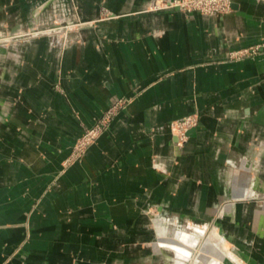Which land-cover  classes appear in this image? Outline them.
<instances>
[{"label":"crops","instance_id":"1","mask_svg":"<svg viewBox=\"0 0 264 264\" xmlns=\"http://www.w3.org/2000/svg\"><path fill=\"white\" fill-rule=\"evenodd\" d=\"M150 1L0 0V35L40 31L0 45V264H264V52L226 59L264 42V0L221 16ZM191 231L190 257L159 241Z\"/></svg>","mask_w":264,"mask_h":264},{"label":"rangeland","instance_id":"2","mask_svg":"<svg viewBox=\"0 0 264 264\" xmlns=\"http://www.w3.org/2000/svg\"><path fill=\"white\" fill-rule=\"evenodd\" d=\"M230 1L231 3H230L229 10L231 9V4H232V0ZM146 9L150 11L163 10V9H152L151 7H148V6ZM229 10H227L226 12L218 13V14H205V15L221 16L227 13ZM192 11H196L201 14H204L203 12L197 9H191L186 12H192ZM72 26L74 25H71V24L64 25L63 28L65 30L67 28H71ZM52 29L54 32L55 28H52ZM42 31H47V30L43 29ZM39 32L40 31L36 30L35 32H32V33L17 34L14 37H12L13 35H0V45H7L12 38H17V39L23 38L29 35L37 34ZM261 52H264V42L249 45L247 47L230 50L226 54V59L229 61H237V60H242L248 57H253ZM55 89L60 90V87L58 85H55ZM131 101H132L131 97L118 96L114 98L104 109H102L99 114L93 117L92 123L90 125H82L81 132L78 134V136L73 141L68 155L62 161L63 169L69 167L71 164L79 160L84 155L86 150L98 139V137L105 130L109 128V126L111 125L115 117L123 109H125ZM197 122H198V116L196 113H191L182 118L176 119L172 121L171 123L172 133L181 134V132H183L185 127H188L189 124L195 127L197 125ZM185 139H186V136L184 137L183 135V138H179V141L182 142ZM202 236L203 235L199 234L198 231L197 232L191 231V236L187 237V241L185 238L183 237L180 238L179 236H171L172 238L175 239L174 241H172V238H171L169 242L166 239L167 236H164L165 238L161 237V240L159 241L161 243H164V245H168L167 243H170L173 246H175V248L177 249L176 255L182 258L183 256L190 257L198 252L200 245H202V243L204 244ZM186 244L189 245L190 247L186 246Z\"/></svg>","mask_w":264,"mask_h":264},{"label":"built area","instance_id":"3","mask_svg":"<svg viewBox=\"0 0 264 264\" xmlns=\"http://www.w3.org/2000/svg\"><path fill=\"white\" fill-rule=\"evenodd\" d=\"M230 0H152L149 2L148 7L152 9H170L176 8L181 11H188L191 9H197L204 14H218L226 12L230 8ZM194 127L189 124L185 127L181 134L174 133L178 138H183L186 136L187 131Z\"/></svg>","mask_w":264,"mask_h":264}]
</instances>
